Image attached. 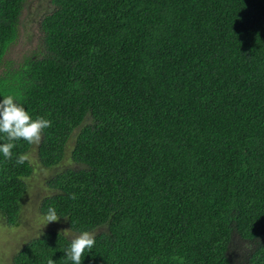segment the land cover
<instances>
[{
	"label": "trees",
	"instance_id": "obj_1",
	"mask_svg": "<svg viewBox=\"0 0 264 264\" xmlns=\"http://www.w3.org/2000/svg\"><path fill=\"white\" fill-rule=\"evenodd\" d=\"M27 0H0V96L52 121L0 156V217L18 224L36 147L46 229L12 264H264V0H49L36 48L8 57ZM0 142H7L0 140ZM76 198L72 199L71 194Z\"/></svg>",
	"mask_w": 264,
	"mask_h": 264
},
{
	"label": "rangeland",
	"instance_id": "obj_2",
	"mask_svg": "<svg viewBox=\"0 0 264 264\" xmlns=\"http://www.w3.org/2000/svg\"><path fill=\"white\" fill-rule=\"evenodd\" d=\"M49 0H27L21 17V31L16 43L8 52V57L16 60L22 54H28L36 48L39 38L38 20L47 13ZM73 140H69L63 161L52 168H44L37 160L36 147L28 153L29 160L33 165L32 174L26 179L27 191L21 200V210L18 224L7 225L0 217V264H12L14 254L30 238L38 235L46 229L61 227L65 229L66 223L58 219L45 225L44 216L39 212V200L50 193L46 186V179L71 165L69 158Z\"/></svg>",
	"mask_w": 264,
	"mask_h": 264
},
{
	"label": "clouds",
	"instance_id": "obj_3",
	"mask_svg": "<svg viewBox=\"0 0 264 264\" xmlns=\"http://www.w3.org/2000/svg\"><path fill=\"white\" fill-rule=\"evenodd\" d=\"M52 121L44 117L37 116L33 118L19 100L13 95L0 96V156L5 160L13 158V149L16 147V141L23 140L28 144H36L41 139V133L44 129L51 127ZM29 160L27 153L17 154L15 163L23 165ZM75 199V193L71 194ZM57 211L49 207L44 214L45 225L49 222L57 221ZM95 244V237L89 231H80L64 250V257L71 264H82L85 253L90 252ZM83 257V259H82ZM48 264H55V261L49 258Z\"/></svg>",
	"mask_w": 264,
	"mask_h": 264
}]
</instances>
